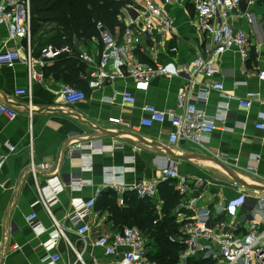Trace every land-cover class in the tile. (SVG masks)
<instances>
[{
    "label": "crops",
    "instance_id": "0c3cea01",
    "mask_svg": "<svg viewBox=\"0 0 264 264\" xmlns=\"http://www.w3.org/2000/svg\"><path fill=\"white\" fill-rule=\"evenodd\" d=\"M241 8L249 11L251 17L233 14L232 22L249 34L250 58L243 61L237 51H227L215 60L219 72L214 77L197 78V91L192 99L197 101V92L215 81H222L224 94L211 90L207 111L215 115L221 108H227L229 113L226 121L219 122L217 129L201 143L183 139L170 143L172 127L169 122L151 127L140 125L144 105L177 109V95L186 79L182 76L157 78L149 84L117 80L114 84L93 89L84 78L88 73L87 64L78 58L83 70L77 83L85 89L87 98L74 105L64 102L58 90L70 81L71 72L62 64L60 56L44 64L40 58L41 48L55 34L54 24L43 25L32 37L33 70L44 72L42 81H32L33 120L29 118L27 98L15 93L30 82L27 65L21 61L14 67L0 68V99L7 98L18 112L14 120L0 114V154L7 155L0 172V264H44V257L54 251L62 257L57 264L76 261V251L65 239H59L56 249L51 251L43 244L54 228L51 215L42 202V190L52 178L65 184L74 176L83 181L80 190L64 187L56 202L49 205L55 220L87 263L96 257L101 264H117V256L107 255L92 241L98 233L115 232L120 226L108 210L95 206L86 219L92 230L80 237L68 214L74 210V200L85 202L93 197L96 188L107 178V171L114 167L123 169L119 171L122 176L119 178L133 183L155 177L162 165L174 162L180 172L190 176L192 196L203 195L199 203L209 205L213 211L219 204L235 199L245 191L252 203H255V196L264 194V130L256 127L264 113V79L259 74L264 70V0H257L252 6L244 3ZM130 12L129 9L123 14L125 25L133 19ZM167 12L174 23L173 39L159 51L158 60L174 72L201 53L208 41L192 22L195 14L192 2L169 5ZM141 20L139 17L137 22ZM115 33L119 34L120 29L117 28ZM144 40L148 42L147 38ZM20 44L26 45L24 41L10 39L2 28L0 49L17 48ZM72 46L78 52L101 50V45L92 42V38L87 43L74 39ZM171 46H177L178 50L170 51ZM21 50L25 55L26 51ZM152 59L150 53L142 56L146 62ZM124 90L137 98L135 103L123 102L121 93ZM238 99L251 100L252 106H242ZM86 138L98 147L121 146L114 151L93 154L92 168L86 169L85 158L90 151H76L71 157L66 154L70 140ZM5 141L15 145L14 152L3 145ZM32 162L37 165L48 163L51 168H37L34 173ZM249 166L254 170L249 171ZM124 196L125 205L118 204L119 207H130L132 200L140 199L130 189L125 190ZM153 201L160 211L161 194ZM137 203L141 205L139 201ZM136 208L140 213L144 210ZM31 214L37 215L40 226L36 229L27 220ZM43 227L46 231L39 234Z\"/></svg>",
    "mask_w": 264,
    "mask_h": 264
},
{
    "label": "built area",
    "instance_id": "2783aa9c",
    "mask_svg": "<svg viewBox=\"0 0 264 264\" xmlns=\"http://www.w3.org/2000/svg\"><path fill=\"white\" fill-rule=\"evenodd\" d=\"M127 9L131 10L130 22L125 30L119 34L111 32L102 21H94L97 35L92 42L101 45L99 52L92 49L76 51L73 46H61L49 43L41 48V63L57 58L63 54H74L87 64L88 73L84 78L90 88H101L107 84H114L117 80H132L137 84H149L162 77L182 76L185 83L177 95L176 110L160 109L155 105L147 104L143 107L144 115L140 125L151 127L155 124H171L169 142L177 143L179 140H188L201 143L209 138L217 129L219 122L228 118V109L221 108L215 115L207 111L210 91L219 90L224 94L222 81H215L197 92L199 99L192 96L197 91V78H212L219 68L215 60L227 51H237L243 61L250 58L251 39L243 28H237L232 22L233 14L250 18L249 11H243L241 6L245 3L252 6L257 0H126ZM194 6V22L197 30L208 41L201 53L181 69L171 71L168 65L158 60V53L173 39L174 23L169 17L167 7L170 5L191 3ZM136 16V17H134ZM142 17L138 23L137 19ZM138 25V26H137ZM4 28L15 41H24L26 45L17 48L0 49V68L14 67L24 62L30 72V82L26 87L15 90L19 96L28 100L29 118L33 120V93L32 81H42L44 72L33 70L32 58V7L31 0H1L0 1V39ZM145 38L148 42H145ZM26 54H22V50ZM177 46H171L170 51L176 52ZM146 53L152 55L151 62L142 60ZM264 79V70L260 71ZM59 97L68 104H77L87 98L86 91L76 85L64 83L58 90ZM125 103H135L137 98L127 90L122 93ZM242 106L250 108L251 100L238 99ZM0 114L14 120L18 112L10 105L7 98L0 99ZM261 121L256 125L264 130V113L260 115ZM12 153L16 147L9 141L3 144ZM121 145L108 147L95 146L90 139L70 140L66 154L71 157L76 151H87L85 168L91 169L93 154L103 153L106 150L114 151ZM7 161V155L0 154V172ZM127 167V166H126ZM48 170V163H31V169ZM249 171L254 167H247ZM122 168L114 167L107 171L104 183L96 188L92 198L85 202L74 200V210L68 217L76 227L80 237L92 230L86 221L92 213L98 198L105 189L113 190L118 195V204L125 205V190L135 191L138 197L151 201L160 193L163 183H172L177 190L180 201L175 210L178 226L177 232L170 236L172 243L179 244V264H264V194L255 196V203L249 200L245 191L239 197L230 199L216 207L213 211L207 204H200L203 195L196 197L191 194V179L188 174L180 172L176 163H165L153 178L127 183L119 171ZM122 177V176H121ZM68 186L73 190H80L83 181L79 177H72L62 183L57 178L48 180L42 190V202L49 211L53 220V230L50 238L44 242L48 251L55 250L59 239L67 241L69 247L76 251L77 259L70 264H101L96 257L87 263L82 253L76 250V245L69 241L66 232L55 220L50 210V203L56 202L58 193ZM44 191V192H43ZM221 214V216H220ZM32 228L39 225L36 214L27 217ZM40 226V225H39ZM46 229L39 230L42 234ZM81 239V238H80ZM86 245V241L81 239ZM92 244L101 247L107 255L117 256V264H158L151 256V247L147 234L138 226H124L115 232L103 231L93 239ZM61 255L54 251L44 257V264H57Z\"/></svg>",
    "mask_w": 264,
    "mask_h": 264
},
{
    "label": "trees",
    "instance_id": "16d2710c",
    "mask_svg": "<svg viewBox=\"0 0 264 264\" xmlns=\"http://www.w3.org/2000/svg\"><path fill=\"white\" fill-rule=\"evenodd\" d=\"M127 4L126 0H31L32 37L43 25L54 24L55 34L47 44L72 46L74 39L87 43L97 35L94 21L104 22L113 33L119 28L121 33L126 27L122 8ZM59 59L71 72L67 83L80 88L77 81L83 69L78 57L64 54ZM160 194L163 201L160 211L157 210V203L155 205L154 201L140 197L142 200H132L130 207H119L118 195L113 190L102 193L95 206L108 210L120 229L124 225L142 229L148 236L151 256L158 264H179L181 246L172 243L169 238L177 232L178 222L174 212L180 196L172 183H163ZM136 206L144 210L140 213Z\"/></svg>",
    "mask_w": 264,
    "mask_h": 264
},
{
    "label": "rangeland",
    "instance_id": "374dc122",
    "mask_svg": "<svg viewBox=\"0 0 264 264\" xmlns=\"http://www.w3.org/2000/svg\"><path fill=\"white\" fill-rule=\"evenodd\" d=\"M122 9H123V11H124L123 14H127L128 9L126 8V6H124ZM126 10H127V11H126ZM126 226H129V225H126Z\"/></svg>",
    "mask_w": 264,
    "mask_h": 264
},
{
    "label": "water",
    "instance_id": "95a60500",
    "mask_svg": "<svg viewBox=\"0 0 264 264\" xmlns=\"http://www.w3.org/2000/svg\"><path fill=\"white\" fill-rule=\"evenodd\" d=\"M134 17H136V16H134Z\"/></svg>",
    "mask_w": 264,
    "mask_h": 264
}]
</instances>
